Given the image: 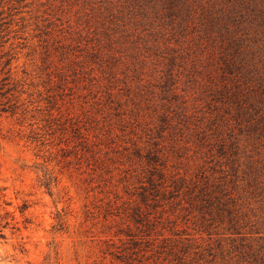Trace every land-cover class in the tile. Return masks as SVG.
<instances>
[{
  "label": "rangeland",
  "instance_id": "1",
  "mask_svg": "<svg viewBox=\"0 0 264 264\" xmlns=\"http://www.w3.org/2000/svg\"><path fill=\"white\" fill-rule=\"evenodd\" d=\"M263 11L0 0V264H264Z\"/></svg>",
  "mask_w": 264,
  "mask_h": 264
},
{
  "label": "trees",
  "instance_id": "2",
  "mask_svg": "<svg viewBox=\"0 0 264 264\" xmlns=\"http://www.w3.org/2000/svg\"><path fill=\"white\" fill-rule=\"evenodd\" d=\"M263 5V4H262ZM262 24L264 25V11L262 12ZM264 32V31H262ZM8 64L6 63V65L3 66V68H0V112L5 111V107H3L4 103L2 102L1 99V95H5L6 91L4 90L5 87L9 84V80H10V69H6V66ZM251 117L254 119L255 121L263 126V130H264V106L262 107H258V108H254L252 110L251 113Z\"/></svg>",
  "mask_w": 264,
  "mask_h": 264
}]
</instances>
